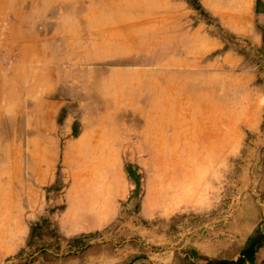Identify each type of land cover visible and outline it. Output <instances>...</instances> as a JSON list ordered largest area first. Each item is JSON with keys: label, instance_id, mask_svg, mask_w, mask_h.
I'll return each instance as SVG.
<instances>
[{"label": "crops", "instance_id": "obj_1", "mask_svg": "<svg viewBox=\"0 0 264 264\" xmlns=\"http://www.w3.org/2000/svg\"><path fill=\"white\" fill-rule=\"evenodd\" d=\"M34 8L47 35L42 47L80 51L83 58L68 64L77 68L73 74L59 73L65 66L60 61L53 64L52 108L46 72L8 77L16 94L17 84L40 82L35 93L24 89V100L16 102L21 108L0 129V146H24L22 156L0 154V223L8 227L33 224L51 200L60 199L71 225H106L111 198L76 214V197L92 190L108 202L106 196L126 188L113 161H143L152 148L182 146L192 137L178 123L188 113L189 86L199 80L201 71L193 68L223 64L232 51L218 29L264 41V0H0V18L20 12L32 19ZM9 65L49 63L21 59ZM49 146L59 153L50 154ZM65 162L78 167L61 185Z\"/></svg>", "mask_w": 264, "mask_h": 264}, {"label": "rangeland", "instance_id": "obj_2", "mask_svg": "<svg viewBox=\"0 0 264 264\" xmlns=\"http://www.w3.org/2000/svg\"><path fill=\"white\" fill-rule=\"evenodd\" d=\"M34 10L28 20L20 12L0 18L1 130L21 108L16 102L24 100V89L40 88L39 81H25L16 94L9 75L46 72L52 108L53 64L60 61L65 66L59 73L73 74L77 68L68 64L83 58L80 51L42 47L44 21ZM218 30L232 51L223 64L193 68L201 71L199 80L189 86L188 113L178 123L192 137L182 146L152 148L143 161H113L126 188L106 196L108 202L92 190L76 197V214L104 207L111 198L113 216L104 226L71 225L63 199L51 200L44 217L23 228L0 223V264H264V41ZM21 59H43L49 66L9 65ZM14 144L0 146V154L22 156V141ZM48 149L59 153V147ZM77 167L65 162L61 185Z\"/></svg>", "mask_w": 264, "mask_h": 264}, {"label": "trees", "instance_id": "obj_3", "mask_svg": "<svg viewBox=\"0 0 264 264\" xmlns=\"http://www.w3.org/2000/svg\"><path fill=\"white\" fill-rule=\"evenodd\" d=\"M233 264H238L237 262H234Z\"/></svg>", "mask_w": 264, "mask_h": 264}]
</instances>
